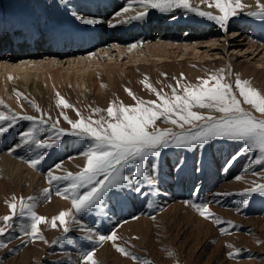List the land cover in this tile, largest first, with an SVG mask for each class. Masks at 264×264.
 I'll list each match as a JSON object with an SVG mask.
<instances>
[{
	"label": "rangeland",
	"instance_id": "rangeland-1",
	"mask_svg": "<svg viewBox=\"0 0 264 264\" xmlns=\"http://www.w3.org/2000/svg\"><path fill=\"white\" fill-rule=\"evenodd\" d=\"M71 1L0 0V22L8 28L7 31H27L30 35L38 33L36 35H39V45L37 44V48L33 46L29 51L39 54V59L43 58L45 61L54 56H57L54 58L56 60L59 57L55 67L62 69L60 74H64L67 69L76 71L79 66L74 59L91 51L98 52L99 48L103 47V51L98 53L100 60L104 59L105 64L88 68L87 64L81 63L80 66L96 72L99 77L101 75L104 82L96 88H89L85 83L75 82L74 75H71L62 86L50 87L43 83L35 89L31 87L34 85L32 76L36 70L30 65L29 68L25 67L27 69L19 70L31 77L28 83L24 81L23 85H20L22 80L16 79L13 72L0 70V76L7 78L5 84L9 88L0 89V99L4 102L0 105V111L11 114L10 109L21 115L43 117L48 120L49 125L58 121V127L68 131L71 130V125L64 119L65 116L72 121L80 119L81 116L86 119L91 117L93 120L102 116L107 119L106 110L113 102L125 106H133L139 100L160 103L157 92L172 97V89L176 88L177 94H183L184 86H196L210 75L222 74V82L233 86V91L241 100V106L257 119H264V113L243 102L238 88L235 87V80L239 77L249 81L251 87L264 94V22L246 14L250 10H256L257 0H242L248 7L243 9L241 15L229 21L226 31L220 29L214 21L184 10H175L173 13L149 10V16L144 21H133L131 27L132 31L137 29L141 33L147 29L151 33H161L160 29L164 28L162 24L166 23L167 31L163 32L166 34L170 31L171 34L160 36V40L165 38L175 45L173 44L169 51L166 50L161 58L160 55H150L145 47L139 50L143 51L141 58H134L129 51L122 53L117 45L115 46L116 42L114 46L109 42L113 39L112 30L108 31L109 37H105L106 40H103L102 44L100 41L96 42L92 47L86 48L87 50L76 49L74 54H63L64 58L60 55H47L50 50H56L54 46L59 45L57 36L71 34L76 37L81 33L89 34L87 32L91 33L93 30L68 16L66 4ZM260 2L264 3V0ZM190 3L200 10L219 14L218 9L209 7V4H214V0H190ZM134 5L136 4L131 7ZM141 10L143 9H139ZM189 26L193 29H188L187 33L185 29ZM24 34H17L22 40L19 41L20 45H14L12 48V43L6 40L4 35L0 37V40L5 39L0 44V59L8 57L11 61L10 58L16 55L13 56L16 58L15 62H19L23 58L20 56V50L30 42ZM173 36H176V39ZM149 40L153 43L158 37L153 34ZM120 42L128 45L124 39ZM147 42L148 39L138 45H145ZM179 43L183 44L178 46ZM47 45L52 46V49ZM15 52L17 54H14ZM109 57H112L111 60ZM54 68L52 71L57 70ZM109 71L115 72L112 80L108 79ZM1 80L2 78L0 82ZM146 83L151 84L156 91L146 87ZM212 83L214 82H210V86ZM126 89H130L134 96ZM60 97L67 100L71 106L61 105ZM94 109L100 111L94 112ZM193 111L202 115L210 114V110L199 107L193 108ZM211 114L220 115L215 111ZM31 123L21 121L5 137H0V153H8L21 163L20 165L16 160L20 167L15 162L12 164L13 170L9 173L3 172L0 164V227L5 226L2 217L11 215L10 204L16 202L19 205L20 197H23L25 202H29L28 197H35L34 211L47 220L39 225L40 232L34 239L25 235L18 227L19 220L26 224L30 223V220L26 217L14 218L10 222L13 224L12 229L0 237L7 244L6 247H0V264H84L82 253L92 249L93 259L97 264H144L145 260L150 264H264V196L253 194L248 198L247 206L241 203L244 199L241 195L243 191L257 184H264V166L252 165L255 156L253 152H247L232 160L242 142L215 140L204 147L197 146L193 149H163L161 156L150 158L159 165L153 174L157 182L155 194L138 196L128 191L115 195L108 201V217L89 213L77 214V220L96 227L102 234L116 231L118 239L115 243L104 241L92 244L82 239L83 232L79 230V225L71 223V216L66 217L71 228L68 233L63 232L64 225L59 220L53 227V218L58 217L62 211L72 210L73 206L70 197L65 198L64 195L57 194L58 190L63 191L66 182L49 183L47 177L49 169L54 171V175L80 172L86 166V157L79 155L85 145L80 140L67 136L58 148L48 150L49 155L40 166L30 168L29 159L25 158V154L29 153L33 157L35 153L25 151L20 157L17 151L11 152L9 149L14 146L15 141L17 142L16 133L25 130ZM155 126L162 130L182 131L164 118L157 120ZM189 127L185 125V129ZM38 135L47 140L52 133L41 132ZM69 157L73 160L69 161ZM19 158L25 159L24 162L29 165L23 166V161ZM61 162L62 167L53 168ZM178 164L181 167L178 168ZM125 171L131 175L130 169ZM36 172L40 174L38 180L33 178ZM145 188L149 192L153 191L147 186ZM46 189L49 190L47 195ZM193 202L207 203L215 217L225 223L217 224L216 219L202 216ZM149 203L152 204L151 207L148 206ZM221 228H227V231L222 232ZM117 245L125 247L140 259L133 260L131 255L125 256L118 250Z\"/></svg>",
	"mask_w": 264,
	"mask_h": 264
},
{
	"label": "snow or ice",
	"instance_id": "snow-or-ice-1",
	"mask_svg": "<svg viewBox=\"0 0 264 264\" xmlns=\"http://www.w3.org/2000/svg\"><path fill=\"white\" fill-rule=\"evenodd\" d=\"M134 3L143 10L136 12L135 15L127 16L130 6ZM126 4L129 6L116 11L108 20L103 17L83 15L75 18L83 25L94 29L97 25L103 24L116 27L133 21H144L149 16V10H157L160 13L184 10L214 21L220 29L226 31L229 21L241 15L243 9L248 7L242 3V0H214V4H209V7L218 9L219 14H213L211 11L200 10L192 6L190 0H126ZM246 14L264 22V3L257 0L256 10H250ZM223 79L222 74L210 75L207 79H202L199 85L184 86L183 94H177V89L173 88L172 97L157 92L160 103L139 100L133 106H125L116 105L113 102L106 110L107 119L102 116L98 120H93L91 117L86 119L81 116L80 119L72 121L65 116L64 119L71 125V130L68 131L59 128L58 121L49 125L48 120L43 117L21 115L10 109L11 114L0 111V137H5L21 121L32 122L31 126L16 133L17 142L9 151L14 152L23 148L35 153L28 161L34 168L45 161L49 155L48 150L60 146L63 138L71 136L80 140L85 148L79 155L86 157V166L76 174L54 175L52 169H49L47 173L49 183L66 182L63 191L58 190L57 194L64 195L65 198L70 197L73 206L72 210L62 211L58 217L53 218L52 225L55 227L56 221L59 220L64 225L63 232L68 233L71 228L66 217L71 216V223L79 225V230L83 232V240L92 244L104 241L115 243L118 239L115 230L107 235L102 234L96 227L88 226L77 220V214L89 213L108 217V201L115 195L128 191L138 196L155 194L157 182L153 174L159 165L150 158L161 156L163 149L169 147L193 149L197 146L204 147L215 140L242 142L232 160L234 161L247 152H253L255 156L251 162L252 165L264 166V119H257L246 111L233 91V86L223 83ZM210 82L214 83L210 86ZM146 87L156 91L151 84L146 83ZM235 87L238 88L239 96L243 98L244 103L264 113V94L251 87L249 81L241 80L239 77L235 80ZM126 91L134 96L130 89ZM3 103L0 99V105ZM59 103L65 107L71 106L63 97H60ZM195 107L208 109L210 114L202 115L198 111H193ZM99 111V109H94V112ZM212 111L220 115H213ZM161 118L170 120L182 131L174 132L172 129L157 128L156 122ZM185 125L190 127L185 129ZM49 131L52 135L47 140L41 139L38 135ZM60 166L61 164L57 163L54 168H60ZM177 167L181 165L178 164ZM126 169H130L131 175L126 173ZM145 186L153 191H147ZM48 192L49 190L46 189L45 195ZM257 193L264 196V184H257L243 191L241 193L244 197L241 201L242 205L247 206L248 198ZM18 199L19 205L16 202L10 204L11 215L2 217L5 226L0 227V237L12 229L13 224L10 222L14 218L26 217L30 223L26 224L23 220H19V230L35 239L40 232L39 225L46 222L47 218L34 211L35 197H28L29 202H25L23 197ZM193 203L202 216L216 219L217 224L225 223L215 217L207 203ZM148 206L151 207L152 204L149 203ZM221 231H227V228H221ZM6 246L5 241L0 239V247ZM117 248L125 256L131 255L133 260L140 259L125 247L117 245ZM93 253L94 249L82 253L84 264H97L93 259ZM229 254L232 255V253ZM144 264H150V262L145 260Z\"/></svg>",
	"mask_w": 264,
	"mask_h": 264
},
{
	"label": "bare ground",
	"instance_id": "bare-ground-1",
	"mask_svg": "<svg viewBox=\"0 0 264 264\" xmlns=\"http://www.w3.org/2000/svg\"><path fill=\"white\" fill-rule=\"evenodd\" d=\"M66 6H68L66 12L68 14L69 17H71V19L73 18L75 21L79 22L78 19H76V16H98V17H103L105 20H108L109 18L112 17L113 13H115L116 11L121 10L122 8L129 6L128 4H126V0H72L71 2H69L68 4H66ZM132 6V5H131ZM130 6V10L129 12L126 14L127 16H131L135 11H139V9H142L138 4L134 5L133 7ZM75 14V15H74ZM167 15V14H166ZM123 18V17H122ZM2 23L0 22V37L2 35L5 36L6 40H9L12 44H11V48L15 45H20V42L22 40V38L20 39V37H18L17 34L20 35V33L24 34L28 40H30L29 43H26V47H24L23 50H20V56H22L23 58L20 59L19 62H15L16 58H14L13 56L10 58L11 61L8 59V57L4 58V59H0V70H6L9 73L13 72V74L15 75L16 79H21V83L20 85H23V82L25 81L26 83H28L29 79L31 78L30 76H26L23 73H21V71L19 70H23V68L27 67L30 65V67L33 69L35 68L36 73H34V76H32V83L34 84L31 88H39V86H41V84H48L50 85V87L52 86H62L64 85L65 81L68 80L71 75H74V81L78 82L80 81V83H85L87 85V87L89 88H96L97 86H99V84H102L104 81L100 77L97 76L96 72H92L90 70H88L87 68H84V66H80L81 63L87 64L88 68H90L93 65H103L105 64V62H103V60H100V56L99 53H101L103 50L98 48L96 50H98V52L94 51V52H90L89 54H85L84 56H79L77 57V59H74L73 61H76V64L79 66L78 69L75 71H71V70H64L65 72H63L64 74H60L59 71H62V69L60 67H55V65L59 62V57L58 59H54L57 56H54V58H48L49 61H46L42 59H39V54L36 53H32L29 50H32V47L35 46V48H37V44L39 45L38 42V36L36 34L30 35L29 33H27V31H19L17 33H15V31H12L10 29V31H7L8 28L5 25H1ZM165 22L164 24H162V30L160 29L161 33H151L149 29L146 30V32L141 33L139 30H134L132 31V27H131V23L129 24H121L118 25L116 27H108L107 24H103V25H97L92 32L89 34H82L81 33V37L76 36L73 37L71 34L69 35H61V36H57V41L59 42L58 46H54L56 48V50H50V53H46L47 55H60V57H63V54H74L76 49L80 50V49H84L87 50L86 48L92 47L93 45H95L96 42H101L103 40H106L105 37H109V30H112V38L110 39V43L113 45L114 42L115 46L117 45V47L121 50L122 53H124L125 51H129L130 54H132V56L135 58L136 56H140L143 54V51H139L141 50L140 48L145 47L147 48V50L150 52L149 54L154 56V55H160V58L162 57L161 55H163V53L167 50L169 51V48H171V46H174L175 44L172 41H167V39H161L160 40V36L164 37L166 36V34H169L170 31H168L169 33L164 34L163 31H167V26H165ZM182 24V23H181ZM188 24V23H187ZM8 26V25H7ZM160 27V26H159ZM145 28V27H144ZM171 28V27H170ZM175 30V28H172ZM171 29V30H172ZM188 29L192 30L193 27L189 26L188 28H186V32L189 33ZM141 30V29H140ZM144 30V29H143ZM158 31V30H156ZM185 32V34H186ZM8 33V34H7ZM50 33V32H49ZM247 33V32H246ZM42 34V33H41ZM58 34V33H57ZM62 34V33H61ZM77 34V33H76ZM79 34V33H78ZM158 37V40L151 43L152 40L150 39V36ZM171 34V33H170ZM60 35V34H59ZM168 36V35H167ZM170 36V35H169ZM183 36V35H182ZM22 37V35H21ZM46 37V36H45ZM44 38V37H42ZM49 38V37H46ZM55 38V37H54ZM167 38V37H166ZM169 38V37H168ZM173 38L176 39V36ZM5 39H1L0 40V44H2V42ZM35 39V40H34ZM126 40V42L128 43V45L125 42H120V40ZM148 39V42L144 45H138L140 43L145 42ZM172 39V38H171ZM174 40V39H173ZM51 41V40H50ZM54 41V40H53ZM56 41V40H55ZM178 41V40H177ZM99 42V43H100ZM105 42V41H104ZM103 42V43H104ZM108 42V39H107ZM106 42V43H107ZM176 42V41H175ZM254 42V41H253ZM257 42V41H256ZM109 44V43H108ZM174 44V45H173ZM183 43H179L178 46H181ZM256 44V43H255ZM255 44H252L253 46H255ZM104 45V44H103ZM102 45V46H103ZM106 45V44H105ZM132 45H135V47H132ZM185 46H187L188 44H184ZM48 46V45H47ZM101 46V45H100ZM111 46V45H110ZM109 46V47H110ZM114 46V45H113ZM50 49H52V46H48ZM184 47V46H183ZM26 48V49H25ZM43 48V47H42ZM94 48V47H93ZM117 48V49H118ZM179 48V47H178ZM106 49H108L106 47ZM118 49V50H119ZM45 51V50H44ZM73 51V52H72ZM108 51V50H107ZM37 52V51H36ZM52 52V53H51ZM55 52V53H53ZM81 53V51H79ZM83 52V51H82ZM125 52V53H126ZM12 53V52H11ZM10 53V54H11ZM78 53V52H77ZM85 53V51H84ZM14 54H17L16 52ZM105 54V53H104ZM77 55V54H76ZM82 55V54H80ZM101 55V54H100ZM108 55V54H107ZM113 55V54H112ZM129 55V54H128ZM131 56V55H130ZM38 57V58H37ZM49 57V56H48ZM36 58V59H34ZM45 58V57H44ZM64 58V57H63ZM73 58V57H72ZM111 60L112 57H109ZM19 60V59H18ZM70 60V58H69ZM107 60V59H106ZM64 61V60H63ZM72 61V62H73ZM71 62V61H70ZM61 63V62H60ZM75 64V63H73ZM58 65V64H57ZM76 65V66H77ZM109 67V64H107ZM105 65V66H107ZM55 67V68H54ZM25 68V69H27ZM52 68L57 69L56 71H52ZM63 68V67H62ZM65 68V67H64ZM68 68V67H67ZM18 71V72H17ZM35 72V71H34ZM99 73V71H98ZM115 72H107V76L108 79H113ZM2 78L1 82H0V89L1 88H5L6 90H8V86L5 84V80H7L6 77H4V75L0 76ZM0 78V79H1ZM108 81V80H107ZM4 83V84H3ZM28 85V84H27ZM3 91V90H2ZM35 92V91H34ZM5 94V93H4ZM9 97V96H8ZM16 143V141H15ZM71 143V142H70ZM74 145V144H73ZM71 148V147H70ZM76 149V148H75ZM17 154L20 155V157L22 155H24L25 153V149L21 148V149H17ZM31 157V155H29V153L25 154V158L29 159ZM82 158V157H81ZM20 159V158H19ZM85 159V158H83ZM15 157L9 155L8 153H0V164H1V170L3 172L9 173L11 170H13L12 168V164H14L16 162ZM21 162L23 163V166L26 167L27 164L26 162H24L23 159H20ZM71 159H69L70 161ZM73 160V159H72ZM71 160V161H72ZM86 160V159H85ZM19 161V160H18ZM76 161V160H75ZM84 161V160H83ZM17 163V162H16ZM20 163V161H19ZM19 163H17V166L19 165ZM64 163V162H63ZM62 164V163H60ZM21 165V163H20ZM20 167V166H18ZM62 167V166H61ZM15 168V167H14ZM31 168V165H30ZM54 168V167H53ZM22 169V168H21ZM24 169V168H23ZM26 169V168H25ZM28 169V168H27ZM59 169V168H58ZM33 170V169H32ZM27 171V170H25ZM53 171V170H52ZM23 172V171H22ZM19 173V172H18ZM29 173V172H28ZM54 173V171H53ZM31 174V173H30ZM46 174V173H45ZM14 175V174H13ZM17 175V174H16ZM25 176V175H24ZM21 176V177H24ZM30 176V175H28ZM27 176V177H28ZM42 176V175H41ZM17 177V176H15ZM32 177V174H31ZM40 177V174L36 172L35 175H33V178L35 180H38V178ZM48 177V176H47ZM46 177V178H47ZM19 178V177H18ZM26 178V177H25ZM24 178V179H25ZM21 179V178H19ZM32 179V178H31ZM23 180V179H22ZM26 181V179H25ZM29 181V179H28ZM31 181V180H30ZM24 182V181H21ZM33 182V181H32ZM36 182V181H34ZM38 183V182H37ZM40 184V183H39ZM45 184V183H44ZM43 184V185H44ZM37 186H40L38 184H36ZM64 201V199H63ZM170 206V205H169Z\"/></svg>",
	"mask_w": 264,
	"mask_h": 264
}]
</instances>
